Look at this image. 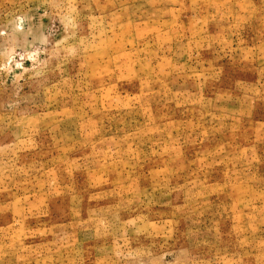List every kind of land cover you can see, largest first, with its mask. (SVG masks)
<instances>
[{
    "label": "rangeland",
    "instance_id": "374dc122",
    "mask_svg": "<svg viewBox=\"0 0 264 264\" xmlns=\"http://www.w3.org/2000/svg\"><path fill=\"white\" fill-rule=\"evenodd\" d=\"M0 264H264V0H0Z\"/></svg>",
    "mask_w": 264,
    "mask_h": 264
}]
</instances>
